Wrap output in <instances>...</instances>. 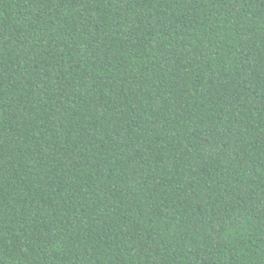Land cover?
I'll return each instance as SVG.
<instances>
[{"label":"trees","instance_id":"16d2710c","mask_svg":"<svg viewBox=\"0 0 264 264\" xmlns=\"http://www.w3.org/2000/svg\"><path fill=\"white\" fill-rule=\"evenodd\" d=\"M0 264H264V0H0Z\"/></svg>","mask_w":264,"mask_h":264}]
</instances>
